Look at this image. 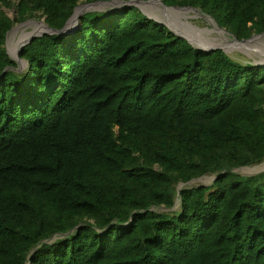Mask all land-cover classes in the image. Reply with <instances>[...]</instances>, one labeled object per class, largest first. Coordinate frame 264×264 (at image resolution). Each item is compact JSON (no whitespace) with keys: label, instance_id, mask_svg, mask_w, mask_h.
<instances>
[{"label":"trees","instance_id":"1","mask_svg":"<svg viewBox=\"0 0 264 264\" xmlns=\"http://www.w3.org/2000/svg\"><path fill=\"white\" fill-rule=\"evenodd\" d=\"M98 1L114 0H0V264H264V172H233L264 161V65L125 6L34 38L16 72L15 22L61 30ZM161 1L239 41L264 33V0Z\"/></svg>","mask_w":264,"mask_h":264},{"label":"rangeland","instance_id":"2","mask_svg":"<svg viewBox=\"0 0 264 264\" xmlns=\"http://www.w3.org/2000/svg\"><path fill=\"white\" fill-rule=\"evenodd\" d=\"M144 1H145L144 3L149 2V0H144ZM13 2L17 3V0H13ZM82 5H84V3H81L79 6H82ZM160 6L161 5L160 4L158 5L157 3L156 5H149L145 10L141 8V10L151 20L157 21L158 23H161L170 28H173L172 30L175 32H180V33L182 32L186 34L188 33L190 34V36L196 37L200 41L206 44L213 45L214 47L215 45L221 43L219 46H217V48H222L225 51V53L234 61L240 62L242 64H246V65L247 64L264 65V39H263L264 34L259 37H254V39H252V40H255V38L256 39L259 38L257 42H255L254 45L249 50H239L233 47L232 45H228L231 43L232 44L238 43L237 39L231 36L230 34L226 33L223 29L219 28L213 20H211L207 15L200 12V10H197V9L190 10V14L187 16L185 14L184 15L175 14L176 16L175 15L171 16L165 12L166 9L164 7L162 6L160 7ZM120 7L121 6H118V7L110 6L108 8L107 7L102 8L99 11H111V10L118 9ZM154 7H157V8H154ZM3 10L10 19L14 20L15 12L12 8L11 9L4 8ZM175 11H179V10L176 9ZM31 23L44 24V20L33 18V19H28L24 22H15L12 30L9 32L7 36V40H6L7 44L5 46H6L7 53L10 59L17 63V69H16L17 73H25L27 71V64L18 60L17 52L14 53V51H12L13 44H15L19 40L21 35L32 31V28L29 26V24ZM76 26H77V22L74 25V29L76 28ZM263 164H264V161L259 165L250 166V167H258ZM244 168H248V167H244ZM241 169L243 168L236 169L235 173L242 175V176H255V175H258L264 172V171H260L257 173H244L240 171ZM216 175L217 174L205 175V176H208L209 178V182L205 184L196 183L199 179L205 176L200 177L198 179H194L185 184L180 183L177 187V190L180 191L181 189H184V188H197L201 186H210L215 180ZM179 208H180V199L177 195L175 197V206L173 207L172 210H166L163 207H161V208H153V211L158 212V213H168L171 211L179 210ZM58 239H61V236H58Z\"/></svg>","mask_w":264,"mask_h":264},{"label":"bare ground","instance_id":"3","mask_svg":"<svg viewBox=\"0 0 264 264\" xmlns=\"http://www.w3.org/2000/svg\"><path fill=\"white\" fill-rule=\"evenodd\" d=\"M135 3H137V5L140 8H142L143 10H145L149 5H156L157 3H159V1L158 0H149L148 3H142V2H135ZM110 6L111 7H118L120 5L119 4H97V5H93V6H89V7H83V6L78 7L74 11V14H73L72 18L70 19V21H69V23L67 25L66 30L68 32L72 31L74 29V25L76 24L77 17L80 14H82L84 11H86L87 9H97V8L98 9H102V8H105V7L108 8ZM154 8H157V7H154ZM165 12L168 15H171V16L172 15H175V14H178V15H184L185 14L187 16V15L190 14V10H179V11H175V10H165ZM192 13H194V12H192ZM29 26L32 28V31L31 32L24 33L23 35H21L20 38H19V40L15 44H13L12 51H14V53L17 52L18 49L20 48V46L23 43H25L30 37L35 36V35H40V34H42L43 32L46 31L45 26L43 24H41V23L40 24L39 23H31V24H29ZM176 33L179 34V35H181V36H183V37H185L186 39H188L192 43V45L196 46L197 48L203 49V50L213 49L215 47L217 48V46H219L221 44V43L220 44H217L214 47L213 45L206 44V43L200 41L196 37L190 36V34H188V33L187 34L186 33H182V32L181 33L180 32H176ZM221 33H223V32H221ZM258 39L255 38V40H252V41H249V42L247 41V42H242V43H233V44L231 43V44H228V45H232L233 47H235L236 49H239V50H249L254 45V43L257 42ZM240 171H242L244 173H257V172H260V171H264V164L261 165V166H258V167L243 168ZM207 182H209V178H208V176H205V177L199 179L196 183H200V184H203L204 183L205 184ZM57 239H58V236H54V237H52L49 240V242H54V240H57Z\"/></svg>","mask_w":264,"mask_h":264},{"label":"water","instance_id":"4","mask_svg":"<svg viewBox=\"0 0 264 264\" xmlns=\"http://www.w3.org/2000/svg\"><path fill=\"white\" fill-rule=\"evenodd\" d=\"M159 1V3L158 4H160L162 7H164L166 10H195V9H193V8H190V7H185V8H179V7H166L163 3H162V1L161 0H158ZM135 2H142V3H144L145 1L144 0H131V1H128V2H126V1H123V0H114V1H110V2H104V1H98V2H94V3H89V4H84V5H82L83 7H89V6H93V5H97V4H119L121 7L120 8H123V7H125V6H134V7H136V8H138L147 18H149L142 10H141V8L137 5V3H135ZM78 7H81V6H77L75 9H74V11L78 8ZM120 8H118V9H120ZM100 9H87L86 11H84L83 13H85V12H93V11H99ZM115 10H117V9H115ZM74 11H73V14H74ZM82 13V14H83ZM73 14H72V16H73ZM82 14H80L78 17H77V20H76V22H77V26H76V28L75 29H73L72 31H70V32H68L67 30H66V28H67V25H68V23H69V21H70V19L72 18V16L67 20V22L65 23V25H64V27L61 29V30H54V29H51V28H49L45 23L43 24L44 26H45V28H46V31L45 32H43L42 34H40V35H35V36H32V37H30L25 43H23L21 46H20V48L18 49V51H17V56L19 55V53H20V50L24 47V46H26V45H28L34 38H39V37H41L42 35H44V34H48V35H52V34H60V35H67V34H71L73 31H75L78 27H79V18H80V16L82 15ZM209 17V16H208ZM210 18V17H209ZM150 19V18H149ZM211 19V18H210ZM212 20V19H211ZM157 22V21H156ZM158 23V22H157ZM159 24H161V23H159ZM166 26V25H165ZM167 28H168V30L170 31V32H173L176 36H178V37H180V38H182V39H184V40H186L192 47H194L195 49H198V50H201V51H204V52H207V53H209V52H212V51H215V50H221V51H223L224 53H225V51L222 49V48H213V49H208V50H203V49H200V48H197L196 46H194V45H192V43L188 40V39H186L185 37H183V36H181V35H179V34H177L175 31H173L172 30V28H170V27H168V26H166ZM224 30V29H223ZM225 31V30H224ZM226 32V31H225ZM227 33V32H226ZM264 33H262V34H260V35H255V36H252L251 38H249V39H247V40H242V41H239V40H237V42L238 43H242V42H247V41H250V40H252V39H254V37H259V36H261V35H263ZM6 44H7V41H6ZM18 60L19 61H21V62H23V63H26V62H24V61H22V60H20L19 59V56H18ZM235 170L236 169H234L233 170V172H235ZM216 177H217V175H216ZM216 179V178H215ZM177 192H179V190H177ZM175 206V205H174Z\"/></svg>","mask_w":264,"mask_h":264}]
</instances>
